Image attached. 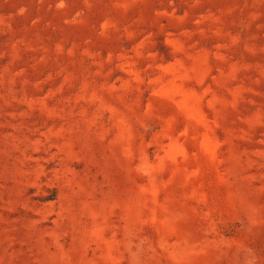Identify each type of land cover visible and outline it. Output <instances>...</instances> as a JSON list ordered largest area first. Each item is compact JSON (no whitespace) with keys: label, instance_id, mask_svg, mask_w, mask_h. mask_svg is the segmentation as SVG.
<instances>
[{"label":"rangeland","instance_id":"374dc122","mask_svg":"<svg viewBox=\"0 0 264 264\" xmlns=\"http://www.w3.org/2000/svg\"><path fill=\"white\" fill-rule=\"evenodd\" d=\"M0 264H264V0H0Z\"/></svg>","mask_w":264,"mask_h":264}]
</instances>
